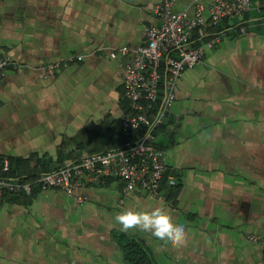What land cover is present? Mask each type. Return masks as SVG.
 <instances>
[{"label": "crops", "instance_id": "1", "mask_svg": "<svg viewBox=\"0 0 264 264\" xmlns=\"http://www.w3.org/2000/svg\"><path fill=\"white\" fill-rule=\"evenodd\" d=\"M158 2L0 0V54L11 62L0 78L8 176L30 178L137 138L141 130H118L122 78L145 28L157 24ZM174 10L191 16L193 0H174ZM213 35L219 40L205 46ZM190 46L203 47L201 62L179 76L154 133L164 157L160 193L125 191L106 177L69 194L36 186L30 196L6 194L0 264H129L117 234L136 239L151 264H264V246L247 239H264V0L217 26L206 21ZM155 206L184 225V246L122 232L114 221Z\"/></svg>", "mask_w": 264, "mask_h": 264}, {"label": "built area", "instance_id": "2", "mask_svg": "<svg viewBox=\"0 0 264 264\" xmlns=\"http://www.w3.org/2000/svg\"><path fill=\"white\" fill-rule=\"evenodd\" d=\"M252 1L210 0L204 7L200 0H193L194 10L189 16L184 10H174V0H159L153 9L157 24L145 28L143 43L133 49L122 78L126 112L118 120V130L123 135L141 130L137 138L121 147L83 155L69 164L30 178L1 175L0 200L13 193L30 196L34 186L39 190L53 188L69 194L106 177L122 181L125 191L141 190L158 195L165 167L163 152L154 145V133L169 115L179 76L185 69L201 62L203 47L190 46L191 34L206 21L217 26L223 19L240 16ZM204 12L208 15L207 20ZM218 40V36L213 35L204 45L210 47ZM125 51V47L119 50L122 54ZM10 64L8 56L0 54V78ZM52 66L47 65V70L50 71ZM15 69L20 71L21 67ZM8 170L9 163L3 158L0 171L4 174ZM166 184L168 187L174 185L171 176L167 177ZM247 239L264 246V239L255 235H248Z\"/></svg>", "mask_w": 264, "mask_h": 264}, {"label": "clouds", "instance_id": "3", "mask_svg": "<svg viewBox=\"0 0 264 264\" xmlns=\"http://www.w3.org/2000/svg\"><path fill=\"white\" fill-rule=\"evenodd\" d=\"M114 221L125 233L130 230L149 233L175 248L186 243L184 225L174 223L172 216L161 206L144 210L128 208L115 214Z\"/></svg>", "mask_w": 264, "mask_h": 264}, {"label": "trees", "instance_id": "4", "mask_svg": "<svg viewBox=\"0 0 264 264\" xmlns=\"http://www.w3.org/2000/svg\"><path fill=\"white\" fill-rule=\"evenodd\" d=\"M7 173L3 174L0 171V176L1 175L8 176ZM19 178H23V177H19ZM116 238L123 252V257L125 258L126 261L129 262V264H151L150 259L148 258L147 252L142 248V246L136 239L127 237L123 234H117Z\"/></svg>", "mask_w": 264, "mask_h": 264}]
</instances>
